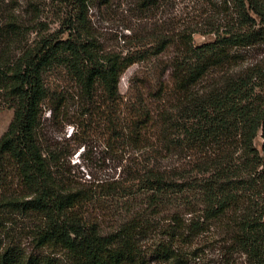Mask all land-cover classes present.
I'll use <instances>...</instances> for the list:
<instances>
[{"label":"trees","instance_id":"trees-1","mask_svg":"<svg viewBox=\"0 0 264 264\" xmlns=\"http://www.w3.org/2000/svg\"><path fill=\"white\" fill-rule=\"evenodd\" d=\"M91 1L64 0L62 30L21 46L19 2L0 0V102L15 107L0 138V264H55L5 243L16 214L32 221L36 250H60L67 264H189L214 232L264 264V0H203L211 42L168 19L107 53L87 26ZM60 71L77 91L75 136L105 131L118 179L77 184L72 153L41 142L45 110L64 106L48 81Z\"/></svg>","mask_w":264,"mask_h":264},{"label":"rangeland","instance_id":"rangeland-1","mask_svg":"<svg viewBox=\"0 0 264 264\" xmlns=\"http://www.w3.org/2000/svg\"><path fill=\"white\" fill-rule=\"evenodd\" d=\"M9 2V0H6ZM64 0H18L23 23L24 37L21 46H34L37 41L62 30V21L66 16ZM204 16L199 17L200 15ZM203 0H172L167 6H162L152 13L142 14L137 11L135 0H92L89 5L87 26L94 38L97 49L107 52H120L124 39L132 30L138 31L147 24L162 23L171 19L182 28L199 29L201 33L193 35L197 45L211 42L213 35L205 34L209 30L210 12ZM66 36L63 35L62 37ZM139 70L135 66L122 77L120 92L125 96L129 90L132 77ZM52 91L64 102L60 112L50 114L45 110L40 132L41 142L53 143L64 147L72 153L66 170L71 171L69 177L77 184L84 185L94 179L106 180L121 176V167L114 165L109 149L106 147L107 134L100 128L84 130L75 136L76 112L78 111L77 91L74 83L64 71L49 78ZM15 115L14 103L0 102V138L6 133ZM73 136L72 138H70ZM256 144L260 146L261 140ZM5 221V243H19L22 249L34 256L50 257L55 264H67V255L50 249L36 250L30 238L32 221L22 215H9ZM196 247L200 249V258L188 259L189 264H249L247 258L231 254L228 244L215 232L199 238Z\"/></svg>","mask_w":264,"mask_h":264}]
</instances>
